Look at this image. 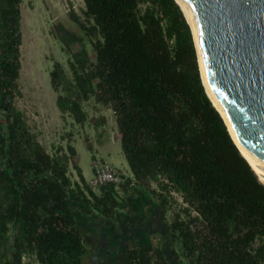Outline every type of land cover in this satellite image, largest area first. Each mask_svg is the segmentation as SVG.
Returning a JSON list of instances; mask_svg holds the SVG:
<instances>
[{"label": "trees", "instance_id": "1", "mask_svg": "<svg viewBox=\"0 0 264 264\" xmlns=\"http://www.w3.org/2000/svg\"><path fill=\"white\" fill-rule=\"evenodd\" d=\"M83 1L85 19L69 15L94 58L83 49L70 53V75L55 62L50 82L58 109L78 124L87 121L83 103L90 99L113 111L131 176L94 191L70 132L52 153L37 140L15 105L22 0H0V113L7 119L0 127V264H30L23 259L30 256L38 264H82L93 249L87 237L104 230L112 231L105 245L112 264H264V183L206 93L176 0ZM61 31L67 45L83 41ZM152 182L162 190L158 203L148 196L154 190L146 193ZM173 191L181 205L166 220ZM146 206L160 211L157 244L148 236L155 228L139 229L125 217L136 209L135 218L150 223Z\"/></svg>", "mask_w": 264, "mask_h": 264}, {"label": "rangeland", "instance_id": "2", "mask_svg": "<svg viewBox=\"0 0 264 264\" xmlns=\"http://www.w3.org/2000/svg\"><path fill=\"white\" fill-rule=\"evenodd\" d=\"M70 9L82 20L85 19L83 0H22L20 6L21 69L18 79L22 94L15 99V105L26 114L31 131L48 152H54L59 145L65 147L69 137L67 134L69 132L72 134L71 142L76 148L79 166L87 182L93 177V155H95L94 161L107 162L117 167L124 173V176H131L129 166L122 152L115 116L111 109L97 104L94 99H90L83 103V109L87 113V121L78 124L68 114H62L57 107L58 93L52 88L49 74L54 63L60 62L66 73L70 75L68 68V59L71 58L70 53L83 49L88 60L94 58L88 39L84 36L80 26L69 15ZM62 29L81 37L83 41L67 45L58 38ZM100 116H104L106 122L94 126L92 119ZM6 125V117L4 113H0V127L5 129ZM87 137L93 146L92 151L87 148L85 141ZM70 172L72 179L78 180L76 171L70 169ZM152 190L155 192L149 194L148 192ZM94 191H98V188ZM146 193L155 202H160L158 194L162 193V190L156 183L152 182ZM169 199H172V203L165 211V218L163 219L166 220H170L174 211L181 205V197L178 193L171 192ZM129 203L125 204V210L128 209L127 206H130ZM150 208L146 206V211H144L150 223L136 219L135 217L138 216L136 209L135 212H127L128 215L125 217H133L131 219L139 229L143 227L147 231L151 227L161 229L163 222H159L161 218L160 211L158 212L155 206ZM122 213L124 214L120 210L118 214ZM107 225L111 229V224L107 223ZM157 228L151 231V236L148 234L155 244L160 242L162 236ZM110 233H112L111 230H104L100 231L98 236L89 235L87 237V246L93 247V249L86 250L82 264H112L110 252L108 255L105 254V245H108L109 241L113 239V237L108 236ZM123 240L121 239V241ZM121 241L118 240V242ZM126 242L129 244L128 241ZM121 246L122 243L119 245L113 244L112 247L113 250H116ZM24 260L30 262V264H38L34 256L26 257Z\"/></svg>", "mask_w": 264, "mask_h": 264}, {"label": "water", "instance_id": "3", "mask_svg": "<svg viewBox=\"0 0 264 264\" xmlns=\"http://www.w3.org/2000/svg\"><path fill=\"white\" fill-rule=\"evenodd\" d=\"M180 2L194 27L212 97L246 160L261 173L264 171V0Z\"/></svg>", "mask_w": 264, "mask_h": 264}, {"label": "built area", "instance_id": "4", "mask_svg": "<svg viewBox=\"0 0 264 264\" xmlns=\"http://www.w3.org/2000/svg\"><path fill=\"white\" fill-rule=\"evenodd\" d=\"M93 163V177L88 182L92 189L99 188L106 183L120 184L123 182L124 173L117 167L107 162L94 161Z\"/></svg>", "mask_w": 264, "mask_h": 264}, {"label": "bare ground", "instance_id": "5", "mask_svg": "<svg viewBox=\"0 0 264 264\" xmlns=\"http://www.w3.org/2000/svg\"><path fill=\"white\" fill-rule=\"evenodd\" d=\"M176 1H177V3L180 5V7L182 8L183 13H184L186 19L188 20V23H189L190 26H191V29H192V32H193V36H194V41H195V47H196V52H197V58H198V63H199V68H200V73H201V77H202L203 83H204V85H205V89H206V91H207V94H208V96L210 97V99H211L213 105L215 106V108L218 110V112H219L220 115L222 116V118H223V120H224V122H225V124H226V126H227V128H228V131H229L231 137L233 138V141L235 142V144L237 145V147L239 148V150L241 151V153L244 155L242 149L240 148V146H239L237 140H236L235 137H234V134H233V132H232V130H231V128H230V125L228 124V122H227L226 119L224 118L223 114H222L221 111L219 110L218 106L216 105V103H215V101H214V99H213V97H212V94H211V92H210V90H209V87H208V85H207V82H206V79H205V76H204V72H203V68H202V64H201V60H200V58H199V54H198V44H197L196 35H195V31H194V27H193V25H192V22L190 21V19H189L188 15H187V13H186V11H185V9H184L182 3L180 2V0H176ZM244 156H245V155H244ZM245 158H246V156H245ZM246 159H247V158H246ZM253 169H254V168H253ZM254 170H255V169H254ZM255 171H256V170H255ZM256 172H257V171H256ZM257 174H258L259 177H260V181H262V182L264 183V171L261 172V173L257 172Z\"/></svg>", "mask_w": 264, "mask_h": 264}, {"label": "flooded vegetation", "instance_id": "6", "mask_svg": "<svg viewBox=\"0 0 264 264\" xmlns=\"http://www.w3.org/2000/svg\"><path fill=\"white\" fill-rule=\"evenodd\" d=\"M151 236V234H149Z\"/></svg>", "mask_w": 264, "mask_h": 264}]
</instances>
